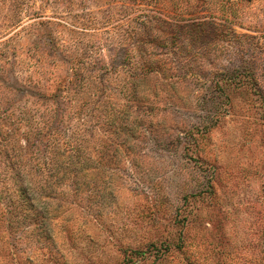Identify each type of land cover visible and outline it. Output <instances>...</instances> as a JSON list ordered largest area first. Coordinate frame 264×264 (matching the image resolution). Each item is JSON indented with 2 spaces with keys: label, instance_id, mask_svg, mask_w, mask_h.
Segmentation results:
<instances>
[{
  "label": "rangeland",
  "instance_id": "rangeland-1",
  "mask_svg": "<svg viewBox=\"0 0 264 264\" xmlns=\"http://www.w3.org/2000/svg\"><path fill=\"white\" fill-rule=\"evenodd\" d=\"M0 264H264V0H0Z\"/></svg>",
  "mask_w": 264,
  "mask_h": 264
}]
</instances>
